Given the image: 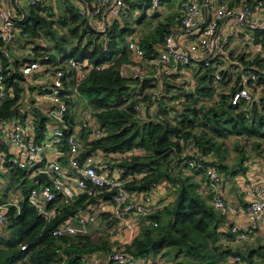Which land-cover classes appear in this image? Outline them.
<instances>
[{
    "label": "trees",
    "instance_id": "16d2710c",
    "mask_svg": "<svg viewBox=\"0 0 264 264\" xmlns=\"http://www.w3.org/2000/svg\"><path fill=\"white\" fill-rule=\"evenodd\" d=\"M81 1L91 3L93 0ZM42 3L36 7L27 6L24 17L18 21L30 39L39 37L41 28L46 30L52 28L53 23L40 12L42 10L39 11L43 7L46 8ZM64 5L65 11L60 15L59 22L70 29V36L77 37V42L69 41L67 35H61L54 46L56 54H59L63 60L74 58L82 62L87 61L94 66L110 63L104 69L92 70L77 87V91L87 98L89 106L96 110L95 117L105 132L103 138L91 140L88 143L87 146L88 148L91 146V149H86L83 159L92 155L94 152L92 150L97 148L107 154L129 152L131 153L129 156L120 161L117 160L118 162L113 164L114 167L110 168L118 167L123 172V177H132V181L126 184L131 191H149L154 184L162 181H167L176 189L171 205L151 216L152 220H158L159 225L154 226L149 223L143 226L131 243L124 246V250L135 259L142 258L147 261L155 260L158 255H164L169 261L168 264H172L171 262L173 264H231L232 257L237 254L249 264H253L252 254L256 252L263 255L260 250L221 249L220 238L234 240L235 235L230 228L227 229L228 231L221 230L220 233L219 228L225 222L223 215H220L208 198L201 194L198 182L193 179V175H183L176 171L181 170L180 164L185 168L189 167L183 164L182 156L185 154L188 158L190 155L184 151L187 149L186 146L189 148V139L193 138L195 144L199 146L197 151L201 154L200 158L205 165L216 166L221 175L238 174L240 171H229L228 167L205 158L213 149L211 146L214 143L205 141L204 138L208 134L206 128L211 130V134L222 139L235 133L244 134V132L252 137L263 136L264 138V106L259 108L252 105L248 109L251 115L247 116L244 106H234L230 103L231 95L236 87L230 90V94H222L221 98L216 99L213 70L210 67L205 69V66L201 65L202 75L196 92L180 95L172 93V99L182 98L181 107L169 108L167 104H164V107L159 110L161 114L157 116L151 114L148 107L146 110L149 114L148 119L141 121L134 113V104L140 100L146 102L151 98L144 92L152 84L145 82L140 90L137 87V80L128 79L121 74L123 63L131 61L128 50L121 46V42L126 41L124 37L129 28L120 29L119 25L114 24L113 27H108L105 32H102L94 23L97 18L92 20L83 18L76 4L64 3ZM51 9L53 7L48 10L51 11ZM169 31V22L168 25L161 23L156 28V36L150 35L139 40V46L144 50V57L150 59L157 56L158 51L155 45L165 43L167 34L171 32ZM255 36V43L264 47V27L255 28ZM40 50L52 52L46 50V45L40 44L35 49L36 52L34 51L37 56H40ZM0 61L5 65L9 63L1 51ZM31 61V59H25L23 63ZM14 62V69L5 75L7 86L13 88L14 92L11 97H7L0 103V122L14 116L21 117L18 109L23 88L20 84L22 81H27V77L20 73L19 68L22 62L17 61L16 58ZM256 64L259 66L258 73L262 76L261 83L264 85V74H262L264 62L257 58ZM166 84L168 85L166 90L170 91L171 80ZM198 94L213 103L204 105ZM171 111L175 113L172 118L163 115L171 114ZM34 113L37 115L34 131L36 140L40 142L52 118L42 109L36 108ZM66 121L68 122L67 119ZM202 123L206 124L201 125ZM200 127L202 131L199 135L195 129L200 132ZM180 137L187 142L180 144ZM136 148L144 150L145 154H139ZM1 152H8L2 135H0ZM242 159H245L244 155ZM40 165L38 167H41ZM189 170L201 174L202 177L205 175L202 171ZM34 172V169L24 170L13 165L8 157L6 161L0 158V181H3L2 177L8 180L4 185L5 194L0 196V207L7 204L6 197L11 189L19 187L22 189L19 204L7 205V222L4 229L9 230V234L8 238L0 236V264H62L64 262L65 264H93L90 257L95 254L99 256L101 264H114L107 260L113 253V246L116 245L115 242H110L111 233L106 236H91L88 229L89 233H81L77 236L53 235L54 229L97 200L88 198L86 193H82L69 204L58 203L59 208H54L53 203L60 199L48 202L49 205H46L48 209H56L55 214L49 217L45 212L41 213V209L29 201L31 188L45 182L44 180L40 184L34 182L31 178ZM107 193H103V196ZM104 212L101 215L106 218L107 213L112 218L110 213ZM115 223L116 221L111 222L112 225L108 223L112 226L111 230L117 225ZM23 246L26 248L22 249ZM181 253L186 257L179 259Z\"/></svg>",
    "mask_w": 264,
    "mask_h": 264
},
{
    "label": "built area",
    "instance_id": "2783aa9c",
    "mask_svg": "<svg viewBox=\"0 0 264 264\" xmlns=\"http://www.w3.org/2000/svg\"><path fill=\"white\" fill-rule=\"evenodd\" d=\"M164 1L93 0L91 3L82 1L83 6L80 8V14L83 18L92 20L103 17L109 11L114 18H120L127 15L130 9L138 8L144 14L149 15L163 9ZM178 1L179 14L176 20L185 32L193 36L187 47L179 46L177 35L171 31L154 58L144 57V50L135 41L129 42V49L135 52L144 63H155L159 66L162 75L172 79L173 74L183 68L186 70L189 65L201 57V65L205 66V69L213 67L215 87L222 88L225 81H232L236 87L231 95V105L244 106L247 116L251 115L248 109L252 105L259 108L264 106V85L261 83L262 76L258 73L257 58L246 55L245 52L234 51L228 41L222 42V37L219 34V28L223 21L233 20L230 22L227 31V36L233 37L241 25L252 22L259 13L264 15V0H243L233 7L228 2L217 6L212 0H204L203 3L199 0ZM25 2L29 7H36L43 0H25ZM23 17L24 15L21 18ZM201 18L205 19L204 22ZM20 20H17L10 8L0 10V43L5 46L1 52L9 61L7 65L0 61V103L4 102L7 97H11L14 92L13 88L8 87L5 82L6 73L14 69V53L16 51L13 48L14 46L17 47L22 39L25 43L30 40L28 34L18 24ZM262 25H264V21L257 28L263 27ZM195 29L198 30L196 37L194 36ZM253 36L255 39V33ZM39 52L41 53L40 56H36L31 62L22 63L19 70L21 74L28 77L41 69L50 73L54 78L52 86H41L38 91L40 97L50 101L53 105V107H46L45 113L54 120V124H48L42 141L38 142L34 131L36 117L25 115L23 112L21 117L14 116L0 122V135L8 147L7 153H0L1 160L6 161L8 157L9 161L20 169H34L35 175L45 172L50 178V183L45 181L42 185L31 188L28 196L30 203L40 209L44 203L57 199L69 204L77 198L78 192H82L86 193L88 198L102 200L106 206L105 211L110 213L113 218L121 219L126 226L127 222L131 220L133 226L128 227L131 230L135 229L134 222L140 217H145L147 223L158 226V220H152L151 216L165 209L168 204L166 200L153 198L154 192L158 188L157 184H154V187L149 191L133 192L126 187V184L132 181V177H123L120 168L101 170L98 168L99 162L94 155L83 159L80 140H78L77 134L72 131L70 123L66 121L70 112V95L66 93V87L72 81L73 74L75 73L77 79L72 84L77 91L78 84L92 70L95 68L104 69L110 63L106 62L94 66L87 61L82 62L74 58L63 60L59 54L54 52H45L44 50ZM23 59L25 58H21V61ZM223 61L224 64H222ZM154 94H156L154 98L160 101V94ZM146 107V104L143 106L140 102L134 104V113L140 120L148 119L149 114L146 113ZM159 110L160 108H157L152 112L154 115H159ZM95 118V114L88 113L79 121V127L89 132L92 140L101 139L105 135L100 126L93 128ZM179 142L183 145L187 141L180 137ZM188 143L191 148L195 145L193 138H190ZM48 145L66 149L69 165L76 171L75 175L70 174L56 159L46 161L42 167H38L44 161L43 154ZM136 150L141 149L136 148ZM200 155L199 152L197 154L194 152L187 158L184 154L182 156L184 158L183 164L195 172L202 171L208 182L215 187L213 202L217 210L226 216L233 214L248 220L246 226L240 223L232 225L230 231L235 235V238L239 241H247L264 233V175L261 179L250 180L247 178L244 182L245 195L249 196L245 203L229 202L227 204L224 197L219 194V186L223 176L216 166L205 165ZM2 170L5 171V169ZM216 187L218 192H216ZM105 192L108 193L103 196ZM7 205L0 207V230L5 227L7 222ZM87 208L77 212L72 218L54 229L53 235L63 237L87 233L89 223L96 219L95 214L88 211ZM111 234V241L117 243L113 246V253L108 256L107 260L114 264H167L161 259L148 261L142 258L135 259L126 252L124 246L129 242L123 239V225L118 223L117 226H114ZM25 248V246L22 247V249ZM90 261L93 264H101L102 262L96 254L90 257ZM243 263L244 260L240 255L237 254L232 257L231 264Z\"/></svg>",
    "mask_w": 264,
    "mask_h": 264
},
{
    "label": "crops",
    "instance_id": "0c3cea01",
    "mask_svg": "<svg viewBox=\"0 0 264 264\" xmlns=\"http://www.w3.org/2000/svg\"><path fill=\"white\" fill-rule=\"evenodd\" d=\"M199 1H201V3L204 2V0H199ZM242 1L243 0H212V2L217 6L221 5L222 3L228 2L229 5L232 7L235 5H238ZM164 2H165V5L163 9L159 10L158 12L154 14H149L150 16L147 14H144V16H149V17H146L149 19L146 22L144 21L145 25L141 28V31L139 33L135 31L134 33H131L129 37H127L128 45H129V42L131 43V41H135L139 45L140 39H143L144 37L145 38L150 37V35L156 36L155 31H156L157 26L161 23L168 25V22H169L170 31H173L174 34L177 35L176 38H177V42L179 46L187 47V45L189 44L193 36L185 32V30L179 24L178 20H176L179 14V1L178 0H165ZM58 3H60L59 0H43L42 4L46 7L45 8L46 11H48V9L53 7V9H51L52 11H49V12L53 13L54 15L55 14L54 10H55L57 16L59 15V13L60 15H62V13L65 11L64 3L76 4L79 8L83 6L81 0H69V2H65L64 0H62L60 4L61 6ZM7 8H10L13 12V15L17 18V20H20L22 15H24V10H27L28 7L26 5L25 0H0V10L7 9ZM139 10L140 9L138 8L130 9L127 15H124L120 18H114L113 16H111L110 12L107 11L103 17L97 18L94 21V23L97 26V28L102 32H105L108 27H113L114 24L119 25L120 29L129 28L130 22H131L130 21L131 14L138 13ZM42 14H44V12H42ZM144 16H142L141 19L145 18ZM204 18H201L202 22H204L205 20ZM231 21L233 20L223 21L221 24V27L219 28V32H220L219 34L222 37V42L228 41L231 45V48L234 51L245 52L246 55L254 56L255 58H258V60H262V62H264V48L262 47L261 44L258 45L255 43V39L253 36L255 33L254 29L259 27V25L261 26V23L264 21V15H260L259 13L256 17H254L252 22H247L246 24L241 25L237 30V34L233 37L227 36V31L229 29V25ZM262 26L264 27V25ZM197 35H198V30L195 29L194 36L196 37ZM23 40L24 39L19 41L21 43L17 44L18 46L17 47L14 46L13 48L14 51H16L14 53L15 55L14 57L16 58L17 61H21V58L31 59V60L34 59L37 56V53H35L36 52L35 49L38 48L40 44L45 46L44 42L41 40L40 37L30 39L27 43H25ZM163 45L164 43L162 45L158 43L155 45V49L158 51V49L160 50ZM4 47L5 46L0 43V51H2ZM19 49H21V51L19 54H17L18 52L17 50ZM126 50H128L130 54L131 61L127 63H123L121 67V74L122 76L128 79L137 80L138 81L137 87L140 90H141L142 85H144L143 83L146 82L148 84H152V86L147 88L148 90L144 92V93L149 94L151 97L146 101V104L148 105L146 107V110L149 107V110H150L149 112L151 114L154 115L152 111L157 108H163L164 104H167L169 108H171V106L181 107V104L183 101L182 98L172 99L171 98L172 93L175 95H180V94H185V93L188 94L191 92H196V88L201 78L200 76L202 75V70H200V65L202 61L201 57L196 59L193 64L189 65L186 68V70L185 68H183L181 71L173 74L174 77L172 79L171 77H165L164 75H162L160 72L159 66H157L155 63L146 64L142 61L141 58H139L136 55L135 52L131 51L129 47L128 48L126 47ZM25 59H23L21 62L23 63ZM224 61L222 62V64H224ZM22 63L20 65H22ZM210 68H212L213 70V67H210ZM262 74H264V70ZM76 79L77 78H75V73H74L72 77V81L69 82L66 87V93H69L70 95L69 96L70 97L69 98L70 112L68 114L67 120L70 123L72 131L77 134L78 140H80L82 152L84 155L87 152L86 151V149L88 148L87 145L89 142H91L92 136L90 135L89 132H86L79 127V121L82 117H84L82 114L83 110L74 111L79 106V103H81L80 98L83 99L85 97L81 93L75 91L74 84L72 83L76 81ZM169 80H171L172 82V85H171L172 87L170 86V91H167L166 87L168 85L166 83ZM53 81H54V78H52V75L50 73H46L45 71L41 69L38 70V72H34L31 76H28L27 81H22V83L20 84V86L23 88L22 99L19 104L20 107L18 109V112L20 114L24 112L25 115L34 116L37 119V115L34 113V109L36 108L40 110L42 109L45 112L46 107L48 106L53 107L50 101L44 100L43 97H40L38 94V91L41 88V86L50 87L53 85ZM214 87H215V84H214ZM230 88H234L232 81H225V85L222 88L215 87L214 97L219 98V97H222V94H225V93L230 94ZM154 93L160 94V97H161L160 101L154 98V96L156 95ZM198 96L201 98L202 101L203 100L206 101V98L201 97L199 94ZM84 103H85L83 104L84 109L86 107H89L86 97L84 99ZM78 112L81 114L80 117H77ZM171 112H172L171 114H167V115L163 114V115L166 117L172 118L175 115V113L173 111ZM51 124H54L53 119L51 121ZM99 126H100L99 121L95 118L93 122V128H97ZM198 147H199L198 144H195L193 148H191L190 145H189V148L188 146H186L187 148L186 153L191 154V153H194L195 151L198 152L199 151ZM88 149H91V146ZM92 151H94L92 155H94L95 159L99 162L98 168L101 170L109 169L111 166L114 167L113 166L114 163L120 161L122 158H125L131 154L129 152H116V153L107 154L106 152L102 151L99 148H97V150H92ZM205 158L209 160L207 156H205ZM43 159L44 161L40 165L41 167L46 161L56 159L60 164L64 166V168H66L69 171L70 174L72 175L76 174V171L73 170L69 165L68 152L66 151L65 148L48 145L44 150ZM113 169H116V168H113ZM225 175L224 174L222 175L223 180L219 186V194H221L222 196L229 195L228 202L245 203L246 200H248L249 196L245 195V189H244L245 183L244 182L247 180V178H249L250 180H258L262 178V176L264 175V155L259 156L257 162L255 160V165L253 164L251 166V168L248 171V175L245 174L243 177L237 176V174L235 176H230V174L228 173ZM37 176L38 175H35V173L31 174V178L33 179V181L40 184L41 181L35 179ZM195 176L198 179V181L197 180L196 181L198 182L199 190L201 189L203 193L204 191H206L208 195H205V196L210 198V202H211V194L212 193L215 194L214 192L215 187L208 182L207 178L204 175L202 177L201 174L195 173ZM227 178L229 179L232 178L234 180V183H229L230 185H227L226 184ZM226 185L227 187H225ZM157 186L158 188L155 190L153 198H155V200H158V199L166 200L168 206L171 205V202L174 198L173 197L174 193L171 191V186L173 187V185H170L167 181H162V182H159ZM80 194H82V192L77 193V198L80 196ZM21 198H22V193H21L20 201H21ZM96 200L97 201L90 204L89 207L87 208L88 211H91L96 216L95 221L92 223H89V232H91V234L93 235H97V236H100L102 234H105V236L109 235V233L112 232V230L110 231L109 229L110 226L112 225L111 222L114 223V221H116L115 224L119 223L123 225L124 227L123 239L128 240L129 242L128 244H130L131 241L137 236L141 228L149 224L146 222L147 218L140 217L139 219H136L134 222V224L136 225L135 229L131 230L130 228H128V227L133 226V223L131 222V220L127 222V226H126L123 223V221H121V219H116V218H113L112 216H111L112 218H110V216L107 213L105 215L106 218L103 215H101L102 213L103 214L105 213L104 211H105L106 206H104V202L102 200L100 199H96ZM168 201L170 202L168 203ZM19 202L16 201L17 204ZM62 202L63 200L61 199L58 202L55 201V203H53L54 204L53 207L59 208L58 203H62ZM46 205L48 206L49 203H46V204L44 203L43 205L40 206L42 209L41 213L45 212L49 217L53 216L55 214L56 209L50 210L48 209V207H46ZM81 210H84V209H81ZM165 217L167 218V214H165ZM224 221L225 222L222 225L224 229L231 228V226L234 225L235 223H240L243 226H246V224H248V220L245 217H242V216L238 217L233 214H229L226 218H224ZM109 222L111 225L108 224ZM3 236L5 238H8V235L4 234ZM109 239L111 242L110 235H109ZM234 240L236 241L238 246L241 243L248 242L250 244V242L252 243L257 240H264V233H261L255 237H252L251 239L247 241H239L236 239ZM116 243L117 242H115V244ZM251 250H256V251L260 250L264 255V246L263 247L260 246L257 249L254 246L249 251ZM256 255L264 257L263 255L255 252L254 254H252L253 259H254L253 264H261V263L264 264V260H261L259 262L255 261ZM243 260H244L243 264L245 263L249 264L248 261H246L244 258Z\"/></svg>",
    "mask_w": 264,
    "mask_h": 264
},
{
    "label": "rangeland",
    "instance_id": "374dc122",
    "mask_svg": "<svg viewBox=\"0 0 264 264\" xmlns=\"http://www.w3.org/2000/svg\"><path fill=\"white\" fill-rule=\"evenodd\" d=\"M59 1H60V3H58V4L60 5L62 0H59ZM64 1L69 2V0H64ZM40 10H42V11H40ZM39 11L44 12L43 15L46 17V19L53 23L52 28L47 29V30L44 28H41V30H40L39 37L41 38V40L46 45L47 51H52V52L56 53L54 51V46L58 42L61 35H67L69 41L76 40V42H77V37L72 38L70 36V29L59 22L60 13L57 16V14L54 10V13L56 15L55 14L53 15V13H50L49 10L46 11V9L44 7L42 9H39ZM142 16H144V13L141 10H139L138 13H132L131 14V16H130L131 22H130L129 30L126 33V36L124 37V40H126V41L121 42L122 48H125V47L128 48L127 37H129V35H131V33H134L135 31H137L139 33L141 31V28L145 25L144 21L146 22L149 19L146 17H149L150 15L144 16L145 18L141 19ZM52 31H53V33H51ZM17 51H18L17 54H19L21 49H19ZM231 89L232 88H230V90ZM219 98H221V97H219ZM219 98H216V99H219ZM84 99H85V97L83 99L80 98L81 103H79V106L74 111H82L83 110L82 111L83 116H85L88 113L95 114L96 110L91 106L86 107L84 109V107H83V104H85ZM208 101H209V99L206 98V101L203 100L202 103L204 105H205V103L207 105L208 104L211 105L213 103V102H208ZM139 102L142 103L143 106H144V104H146V102L144 100H140ZM77 114H78L77 117L81 116V114L79 112ZM141 121H143V120H141ZM203 124H206V123H202L201 125H203ZM199 129H200V132L197 129H195V132L200 135L201 131H202V127H200ZM206 130L208 131V134L204 138L205 141L208 140L210 142V144H212L214 142L213 145L211 146V147H213V149H211L210 150L211 152L208 153L209 161L217 162L218 165L219 164L224 165V166L229 168V171H234V170L240 171L237 174V176L243 177L245 174L248 175V171L251 168V166L253 164L255 165V160L257 162L259 156L264 155V138H263V136L262 137L260 136V138H258L257 136L252 137L248 133L244 132V134L243 133H241V134L235 133L233 135L227 136L225 139H222V138L217 137L216 135L211 134L210 129L206 128ZM258 144H260V145H258ZM184 153H186V151H184ZM195 153L197 154L196 151H195ZM139 154H145V151L141 149V150H139ZM243 155L245 156V159H242ZM180 166H181V170L176 171V172L182 173L183 175H189V176L193 175V179L195 181L196 180L198 181V179L195 176V173H193L187 167L186 168L183 167V165H181V164H180ZM253 167H255V166H253ZM243 170H245V173H243ZM232 178H234V177H232ZM232 178H230V179L227 178V183H226L227 185H230L229 183H234V180ZM1 180H3V181H0V196H4V194H5V190H4L5 186L4 185L8 180L5 177H2ZM227 185L225 187H227ZM171 191L174 194H176V189H174L172 186H171ZM200 191H201V189H200ZM216 192H218L217 187H216ZM21 193H22L21 187L16 188V189H11L8 192V196L6 197L7 204H17L16 201H18V202L20 201ZM201 194L203 196L208 195L206 191H204V193L202 192ZM228 196H223L225 199V202L227 204L229 203L228 202L229 201ZM173 197H174V195H173ZM214 197H215V194L212 193L211 194V203L213 205H214V202H213ZM208 201L210 202V198H208ZM169 202L170 201H168V203ZM217 211L220 215H223L219 210H217ZM226 217H227L226 215H223V218H226ZM109 229L111 231L112 226H110ZM221 230L228 231L227 229H224L223 226H221L219 228L220 233H221ZM4 234L8 235L9 230H7L6 228L1 229L0 230V236H3ZM92 235L93 234H91V236ZM102 235H105V234H102ZM234 239H236V238L234 237ZM236 240H238V239H236ZM220 241H221L220 246H221V249H223V250H226V248H231V249H241L243 251H248L254 246L256 247V249L259 248L260 246H262V247L264 246V240H257V241L252 242V243L250 242V244L248 242L247 243H241L239 246L235 240L228 239L226 237L222 238V239L220 238ZM244 241H246V240H244ZM156 257L159 259L162 258L161 260L164 262L166 261L167 264L169 263V261H167L168 259H165L166 257L164 255H158ZM184 257H186V256L183 253L179 254V259H183ZM261 260H264V257L259 256V255L255 256V261L259 262ZM171 263L173 264V262H171Z\"/></svg>",
    "mask_w": 264,
    "mask_h": 264
},
{
    "label": "water",
    "instance_id": "95a60500",
    "mask_svg": "<svg viewBox=\"0 0 264 264\" xmlns=\"http://www.w3.org/2000/svg\"><path fill=\"white\" fill-rule=\"evenodd\" d=\"M35 179L39 180V181H43V180H46V182L50 183V178L49 176L43 172V174H39Z\"/></svg>",
    "mask_w": 264,
    "mask_h": 264
}]
</instances>
